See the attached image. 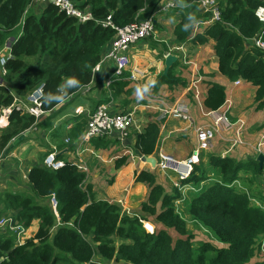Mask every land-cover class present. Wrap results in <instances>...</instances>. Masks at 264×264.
Wrapping results in <instances>:
<instances>
[{
	"label": "trees",
	"instance_id": "16d2710c",
	"mask_svg": "<svg viewBox=\"0 0 264 264\" xmlns=\"http://www.w3.org/2000/svg\"><path fill=\"white\" fill-rule=\"evenodd\" d=\"M32 1L0 0V49L13 37L4 64L6 72L1 75L7 84H0V111L11 106L15 96L26 98L39 86L41 108L53 110L90 82L93 67L114 35L113 26L147 18L161 0H74L78 8L90 13L85 21L66 15L47 1L36 13L31 9ZM178 2L173 40L204 44L213 39L219 73L230 81L242 79L255 86L257 107H264V51L247 46L261 28L254 9L264 0H220V20L198 33H194V25L207 19L209 13L198 11V0ZM107 16L113 26L104 23ZM18 26L21 31L15 33ZM170 73L161 75L156 83L171 81ZM225 100V86L209 82L204 107L215 110ZM36 124L34 116L12 107L1 130L0 149ZM158 136L157 123H148L136 135L134 149L143 155L153 153ZM122 163L124 157L118 158L116 168ZM246 166L256 175L260 173L254 159L241 161L209 154L206 166L195 164L189 176L181 180V184L196 188L187 207L185 204L187 218L175 204L181 192L175 186L167 191L150 171L140 170L135 175L134 181L145 183L148 192L140 214L128 215L116 203L95 199L92 186L85 183V172L72 162L65 161L55 170L34 165L27 173L31 194L2 190L0 215L11 214L25 228L38 219L37 230L21 245L9 232L8 236L0 234V264H59L62 260L71 264L111 260L114 264H248L260 249L264 212L250 201L248 193L236 187L238 172ZM204 180L209 182L201 186ZM52 195L56 214L50 204ZM39 198L49 203H40ZM141 220L152 223V233ZM188 220L207 229L219 245L193 243ZM155 223L161 226L156 229ZM170 230L179 236L174 239Z\"/></svg>",
	"mask_w": 264,
	"mask_h": 264
},
{
	"label": "crops",
	"instance_id": "0c3cea01",
	"mask_svg": "<svg viewBox=\"0 0 264 264\" xmlns=\"http://www.w3.org/2000/svg\"><path fill=\"white\" fill-rule=\"evenodd\" d=\"M172 1H175L176 7L166 13H158L155 18V24L161 19H169L164 21L165 26H162L161 31L157 33L156 25L152 37L128 48L126 51L128 64L121 76L112 78L111 83L106 85V77L112 75L113 62L105 61L98 66L95 65L91 80L84 88L66 97L53 110L40 117L36 126L28 131L23 140L16 144L11 142L3 148L4 150L2 149L3 151L0 150V173L5 170L9 176L7 184L3 183L6 188H0V192L5 189L13 192L29 191L27 173L30 167L40 166L45 154L55 150L60 159L85 166V183L92 186L95 199L116 203L122 213L140 214V205L146 199L148 187L145 183L134 181L135 175L140 170H147L155 175L156 181L167 191L174 187L177 181L176 174L171 170L162 171L156 166L158 152L168 153L179 161L194 152L197 146L195 127L207 124L210 120L205 115L209 110L204 107L203 99L211 81L225 86L226 100L230 102L229 118L232 121L239 118L245 121L243 132L245 143L226 151L228 143L216 138L211 149L198 153V162L195 164L207 163L209 154L228 156L241 161L256 160V144L260 134L264 133V107H257L254 99L256 87L242 79H237L239 83L235 84V80L230 81L219 73L213 39H208L204 44H195L190 40L177 43L173 40L172 30L179 19L180 7L178 0ZM43 2H35L31 9L39 13L44 7ZM197 9L202 13L200 8ZM207 25V23L198 25L196 33L202 32ZM178 45H183L185 54L177 50L174 54L168 53L170 49L175 50L173 47ZM247 46H251L250 39ZM5 47L6 45L0 49V55L4 54ZM107 48H104L102 55ZM168 54L173 55L175 60L164 73L165 58ZM134 68L139 72L135 79H130L129 75ZM168 71H171L172 80L168 82L161 80L156 83L158 78L167 75ZM243 82L245 86H242ZM0 84H4L1 74ZM228 84L233 85V88H228ZM15 101L21 103L25 98L15 96ZM175 103L188 109L192 122L188 123L161 113L165 105ZM100 104H106L110 112L132 111L136 126L123 138H120L117 132L111 131L80 146L77 140L79 131L81 128L84 129V121L86 122L89 113ZM150 122L157 123L159 136L154 152L143 155L134 149V142L136 135ZM1 130L2 128L0 134ZM66 138L69 142L65 141ZM121 157H124V163L116 168V160ZM18 173H21L26 181L22 184H10L15 182L12 177L19 178ZM207 180H204L201 186L208 183ZM181 185L182 188L177 189L182 196L175 204H182L181 210L185 211L186 200L196 188L189 183ZM38 224V219L31 222L26 228L28 236L35 233ZM155 225L161 226L158 223ZM101 263L114 264V261Z\"/></svg>",
	"mask_w": 264,
	"mask_h": 264
},
{
	"label": "built area",
	"instance_id": "2783aa9c",
	"mask_svg": "<svg viewBox=\"0 0 264 264\" xmlns=\"http://www.w3.org/2000/svg\"><path fill=\"white\" fill-rule=\"evenodd\" d=\"M38 1L46 0H33L32 3ZM52 3L66 15L73 16L79 21H85L90 18V13L88 12V10L78 8L74 0H52ZM197 3L198 8H200L202 12L209 13V17L203 21L197 22L194 25V32H196V28L200 24H210L213 21L220 20V0H198ZM174 7H176L175 1L161 0V2H159L157 6V9L150 16L145 19L132 21L124 26H113L110 21V16L106 17L104 23L113 26L115 32L110 40L108 48L96 63V66L105 61H112L114 64L112 75L106 77L105 79L106 85H109L111 83L112 78L121 76L123 70L127 68L128 57L126 55V51L128 50V48L141 39L152 37L155 32V18L157 14L166 13ZM254 15L261 23V28L253 37L250 38V43L251 46L264 51V4H259L254 9ZM5 48L8 47L6 46ZM173 49L180 51L182 54H185L183 45L175 46L173 47ZM8 56L9 52L7 54L0 55L1 75L5 74L6 72L4 64ZM138 72V69L134 68V71L129 75V78L135 79ZM234 83L238 84L239 80H235ZM193 86L196 87L195 84H193ZM40 98L41 86L30 93L25 98L24 102L21 101V103H17L14 100V103L11 106L1 108L0 128H4L7 125L8 116L11 112L12 107H14L16 110H20L21 112L31 114L32 116H34L35 122L40 120V117L48 112L41 108ZM225 103L226 104H224L222 107H219L215 110H209L205 113V115L210 118L207 124L195 127L197 146L194 152L186 159L179 161L168 153H164L163 151L158 152L159 158L156 166L162 171L171 170L176 174L177 181L174 183L175 187L179 189L182 188L180 181L187 178L193 170L195 163L198 162V153L202 150L211 149L216 138L223 139L228 143L226 151L236 148L245 143L243 139L245 121L241 118L236 121H232L228 116L230 102L225 100ZM161 113L165 116L186 121L188 123L192 122L193 120L188 109H186L179 103H175L173 105H165L162 108ZM135 126L136 125L132 111L120 110L116 112H110L106 104H100L91 113H89L84 125V129L79 134L77 140L79 145L81 146L84 143H88L92 138L110 133L111 131L117 132L120 138H123L127 134H129L132 128H134ZM65 141L69 142V139L66 138ZM259 154L262 155L263 159L261 167L259 168L260 173L257 174V180L260 194L263 195V198L259 199L251 194L249 196V199L254 205L258 206L264 212V133L260 134L259 140L256 144L255 158H257ZM64 162V160L60 159L57 156L55 150H51L45 154L41 165L55 170L63 166ZM73 164L82 172L86 170L85 166L81 163L73 162ZM235 182L240 186L238 180H236ZM50 204L56 214V201L53 195L50 197ZM141 221L144 228L148 232L152 233L153 225L150 224L152 227L149 226V228L146 226V223L149 222L145 220ZM0 228L13 235L15 238V243L17 245L23 244L25 240L30 237L26 233V228L23 227L21 223L14 220V217L11 214L0 215Z\"/></svg>",
	"mask_w": 264,
	"mask_h": 264
},
{
	"label": "rangeland",
	"instance_id": "374dc122",
	"mask_svg": "<svg viewBox=\"0 0 264 264\" xmlns=\"http://www.w3.org/2000/svg\"><path fill=\"white\" fill-rule=\"evenodd\" d=\"M166 20H169V19L168 18L161 19L159 23L155 24V26L157 25L156 26L157 33H159L161 31L163 25L165 26L164 21H166ZM20 31H21V26H18V27H16V29H15L14 32L15 33H18ZM143 40H147V39H141L138 42L139 43H142ZM174 51H176V50H171L170 49V51L168 53L174 54ZM8 52H9V49L6 48L4 50V54H7ZM152 54H155V53H152ZM160 54H162V53H160ZM6 84L7 83L4 81V85H6ZM242 86H245V83L244 82L242 83ZM228 88H233V85L228 84ZM28 130H30V129H28ZM203 164L205 165L206 162L205 163L203 162ZM252 170L253 169L250 166L249 167H247V166L246 167H242L239 170L237 177H238V180L240 182V186L237 185L236 187L239 190L245 191L246 193H248V196H250L251 193H253L255 191V193L253 195L255 197H257V198L260 199V190H259V187H258L257 175ZM18 177H19L18 179L16 177H14V178L13 177L12 178L10 177L11 179L15 180V182L9 181V182H11L10 184H17V183H21L22 184L24 181H26V179L22 176L21 173H18ZM8 179H9L8 174L5 172V170H3L2 174L0 173V188L1 189L6 188L3 183H6L7 184ZM24 193H27V194L30 195L31 194V191H24ZM37 201L40 202V203H45V202H48L49 203V200L48 199L39 198V199H37ZM188 203H189V200L186 202V207L188 206ZM176 208L180 212H183V215L184 216H187L188 215L186 211L184 212V211L181 210L183 208V205L182 204H178ZM148 218L152 222H154L153 221V217H148ZM187 218H189V215H188ZM146 225L152 227L150 225V223H146ZM154 226H155V224H154ZM156 229H157V226H156ZM188 229H189V233L193 234V238H192L193 243H197L198 241H209V242H211L213 244L219 245V243H217L214 240L213 236H211V234L209 233V231L207 229H205L203 226L197 224L193 220H188ZM170 233H171V235H172V237L174 239L179 236L175 232H173L172 230H170ZM0 234L7 235V236L9 235L8 232H6L5 230H3L2 228H0ZM260 242H261L260 243V249L259 250H255V252H254L253 256L251 257V259H250V261H249L248 264H252L255 261H263L264 262V235L262 236ZM55 252H58V250L55 249ZM59 264H71V262L69 263L68 260H62Z\"/></svg>",
	"mask_w": 264,
	"mask_h": 264
},
{
	"label": "water",
	"instance_id": "95a60500",
	"mask_svg": "<svg viewBox=\"0 0 264 264\" xmlns=\"http://www.w3.org/2000/svg\"><path fill=\"white\" fill-rule=\"evenodd\" d=\"M46 1L49 2V3H52V0H46ZM12 39H13V37H11V38L8 40L7 44H6V46H7L8 48H9V41L12 40ZM174 60H175V57H174L173 55L168 54V55L166 56V58H165V71H164V73H166L168 67L170 66V64H171ZM28 131H29V130H25L23 133H21L19 136H17V137L13 140V144H16V143H18L19 141H21L22 138H23L25 135L28 134ZM262 159H263V158H262V155H261V154H259V155L257 156V158H256V160L258 161V166H259V168L261 167Z\"/></svg>",
	"mask_w": 264,
	"mask_h": 264
},
{
	"label": "bare ground",
	"instance_id": "6f19581e",
	"mask_svg": "<svg viewBox=\"0 0 264 264\" xmlns=\"http://www.w3.org/2000/svg\"><path fill=\"white\" fill-rule=\"evenodd\" d=\"M147 227H149L148 225H146ZM150 228V227H149Z\"/></svg>",
	"mask_w": 264,
	"mask_h": 264
}]
</instances>
